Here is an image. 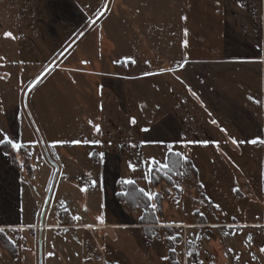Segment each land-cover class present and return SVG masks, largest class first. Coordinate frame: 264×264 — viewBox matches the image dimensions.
I'll return each instance as SVG.
<instances>
[{"label":"rangeland","instance_id":"374dc122","mask_svg":"<svg viewBox=\"0 0 264 264\" xmlns=\"http://www.w3.org/2000/svg\"><path fill=\"white\" fill-rule=\"evenodd\" d=\"M100 1L108 6L99 9ZM29 2V8L13 6L6 17L1 10L0 34L11 33L12 49L19 52L25 35L18 18L24 11L36 22L24 42L34 45L35 33H40L53 47H43L39 37L43 48L37 60L30 57L28 66L0 72V111L12 140L21 136L29 143L30 155L25 157L32 168L34 196L45 192L38 223H50L51 228L15 237L18 259L10 264H264V141L253 138L257 142L249 150L237 153L218 144L213 152H194V159L174 153L185 162H175L171 169L164 167L168 162L160 148L147 152L145 145H135V153L127 155L136 171L122 169L123 178L118 179L114 168L116 176L104 177L86 156L90 142L97 141L94 129L117 124L130 130L122 139L133 137L135 130L123 113H131V107L120 105L116 96L122 84L116 79V55L133 47L117 40V1ZM74 16L75 32L57 46L56 36L66 29L62 22ZM99 51L105 56L102 73L101 59L93 55ZM89 55L93 62H88ZM100 83L105 95L97 93ZM151 83L159 86L150 77L141 90L142 132L149 127L143 115L153 119L167 107L163 90L151 89ZM100 115H110L113 122L102 121ZM125 181L150 194H144L147 207L144 198L142 206L135 204L137 199L130 201L132 207L118 198Z\"/></svg>","mask_w":264,"mask_h":264},{"label":"crops","instance_id":"0c3cea01","mask_svg":"<svg viewBox=\"0 0 264 264\" xmlns=\"http://www.w3.org/2000/svg\"><path fill=\"white\" fill-rule=\"evenodd\" d=\"M29 1L0 0V14L3 10L5 15L13 6L27 7ZM116 1L119 15L117 40L133 45L132 49L116 55V79L122 82L121 95L118 92L116 96L121 98L120 105L126 103L131 107V113H123L129 117V122L135 121V130L133 137L122 139L125 134L129 137L130 130L119 129L117 124H111L106 130L94 129L97 141L90 142L92 146L86 152L94 168L109 178L116 176L115 168L118 179L123 178L122 169L135 172L127 153H135L134 146L141 144L146 146L147 152L160 148L166 160L169 153L213 152L218 144H223L226 152H245L253 138L264 141V0H137L132 4L130 0ZM100 2L99 9L108 6L106 1ZM85 11L92 18L93 11L87 7ZM19 15L18 24L25 39L20 37L21 46L16 53L11 46L12 34H0V72H11L13 66H28L29 58L36 59L39 49L45 45L53 47H50L49 38V42H45L46 37L40 33H35V40L39 42L42 40L39 37L43 38V47L38 42L37 45L36 42L34 45L25 43L29 28L36 22L24 11ZM41 21L44 22L43 18ZM62 23L68 31L63 29L56 36L57 46L61 41L69 40L76 30L75 16ZM15 53L16 64L12 59ZM93 55H99L102 62L98 71L105 72L102 65L104 54L99 51ZM93 55L88 56V62L92 61ZM94 71L97 72L92 69ZM150 77L159 81V86L151 83L150 87L163 90L167 107L163 117L159 115L152 119L143 115L149 127L143 131L146 136L141 143L140 108L144 103L141 90L144 81ZM98 85L97 93L104 92L105 85ZM1 111L0 140L7 136L22 149L14 151L15 148L8 143V151L16 153L15 166L12 153L4 150L3 143H0V229H3L0 231V264H10L18 259V251L13 257L1 236L15 245V237L20 234H27L30 230L35 232L38 228L44 233L51 227H48L50 223H38L39 201L44 200L45 192L34 196L32 168L25 157V154L30 155L29 143L21 136L19 140H12V132L5 117L3 120L4 111ZM99 118L113 122L110 115H100ZM161 136H164L163 141L158 139ZM190 155L192 159L196 157ZM105 170L108 171L106 175ZM64 211L69 212L67 208ZM263 217H260L262 222Z\"/></svg>","mask_w":264,"mask_h":264},{"label":"trees","instance_id":"16d2710c","mask_svg":"<svg viewBox=\"0 0 264 264\" xmlns=\"http://www.w3.org/2000/svg\"><path fill=\"white\" fill-rule=\"evenodd\" d=\"M8 145H9L8 143H3L2 144V148L4 150L8 151V148H10ZM8 152L12 153V162L14 163L15 166H17V164H16L17 161H16V158H15L16 157V153L14 151H12V150H9ZM178 161H180V163L185 162L184 159H181L178 155H176L174 153H169L168 156H167V162H168L167 168L171 169L173 167V164H175V162L177 163ZM151 180H152V182H153V180H155L153 174H151ZM156 183H158V182L155 181L154 184H156ZM119 190L121 192L118 193V195H117L118 198L121 201H123V202H126V203L128 202L127 203L128 206H131V205H129L130 201H136L135 199H137V201H136L135 204H139V203H141V200L143 198H144V200L146 202V205L144 207H147L150 204L149 201L147 200V197L143 194V192L141 191V189L138 188L133 183H124V184L120 185ZM132 194L137 195V197L130 198V196ZM139 206H142V205L139 204ZM144 207H142V208L144 209ZM1 239L3 240L4 245L6 246V248L8 249V251L11 253V255L13 257H15V252L16 251H15V248H14L13 244L6 237H4V236H1Z\"/></svg>","mask_w":264,"mask_h":264},{"label":"snow or ice","instance_id":"6c2138e0","mask_svg":"<svg viewBox=\"0 0 264 264\" xmlns=\"http://www.w3.org/2000/svg\"><path fill=\"white\" fill-rule=\"evenodd\" d=\"M5 35H6V36H10L11 34H10V33H5ZM134 122H135V121L133 120V123H134ZM214 123H215V122H214ZM4 142H7V143L11 144V146H12L13 148H19V147H21V145H19V144L12 143V141L9 140L7 136H5L3 140H0V143H4ZM256 142H257L256 140H253V141H252V143H256ZM101 155H103V154H101ZM157 163H159V162H157ZM129 166L132 167L131 164H130ZM164 167H167V165H165ZM125 182H126V183H133V181H125ZM141 191H143V189H141ZM144 194H145L146 196H149V198H150V194H149V193L145 192ZM0 231H3V229H0ZM262 251H264V249H262Z\"/></svg>","mask_w":264,"mask_h":264},{"label":"built area","instance_id":"2783aa9c","mask_svg":"<svg viewBox=\"0 0 264 264\" xmlns=\"http://www.w3.org/2000/svg\"><path fill=\"white\" fill-rule=\"evenodd\" d=\"M66 221H70L68 218L65 219Z\"/></svg>","mask_w":264,"mask_h":264}]
</instances>
